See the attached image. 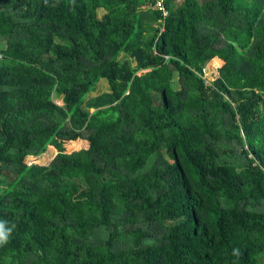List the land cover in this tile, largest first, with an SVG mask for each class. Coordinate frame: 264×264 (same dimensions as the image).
<instances>
[{"label":"trees","instance_id":"1","mask_svg":"<svg viewBox=\"0 0 264 264\" xmlns=\"http://www.w3.org/2000/svg\"><path fill=\"white\" fill-rule=\"evenodd\" d=\"M157 1L0 0V264H264V0Z\"/></svg>","mask_w":264,"mask_h":264},{"label":"rangeland","instance_id":"2","mask_svg":"<svg viewBox=\"0 0 264 264\" xmlns=\"http://www.w3.org/2000/svg\"><path fill=\"white\" fill-rule=\"evenodd\" d=\"M218 67L219 64L216 62H212V63H208L207 66L204 69V78L206 80L207 83H210L211 80H213L215 78V76L218 74ZM141 71V70H140ZM174 85L177 89L181 88V83L179 81V76L177 75L176 78L174 79ZM110 87L108 85L107 79L103 78L99 81L98 83V89L96 91H93L90 93V96H96L99 95L103 92L106 91H111L109 90ZM57 101V103L59 104H64L63 98L62 97H56L55 99ZM56 153V152H55ZM55 153H49V149H48V153H46V151L39 156L36 160L42 163H48L49 160H51L53 158V155ZM34 159H28V162H31Z\"/></svg>","mask_w":264,"mask_h":264},{"label":"clouds","instance_id":"3","mask_svg":"<svg viewBox=\"0 0 264 264\" xmlns=\"http://www.w3.org/2000/svg\"><path fill=\"white\" fill-rule=\"evenodd\" d=\"M15 228V223L0 219V247L8 244ZM233 255L238 257L240 255L239 249H233Z\"/></svg>","mask_w":264,"mask_h":264},{"label":"built area","instance_id":"4","mask_svg":"<svg viewBox=\"0 0 264 264\" xmlns=\"http://www.w3.org/2000/svg\"><path fill=\"white\" fill-rule=\"evenodd\" d=\"M158 4V8L160 9V11L163 12V16H168L169 15V11L165 8L164 4H163V0H158L157 1ZM162 31H164V28H162ZM155 53H157V51L155 50ZM169 58V56H167ZM1 58V56H0ZM33 161V160H32Z\"/></svg>","mask_w":264,"mask_h":264}]
</instances>
